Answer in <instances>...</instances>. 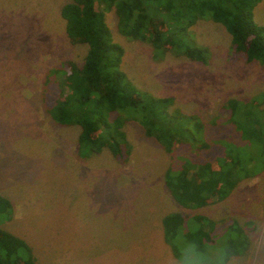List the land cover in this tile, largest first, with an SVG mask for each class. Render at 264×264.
<instances>
[{"label": "rangeland", "instance_id": "1", "mask_svg": "<svg viewBox=\"0 0 264 264\" xmlns=\"http://www.w3.org/2000/svg\"><path fill=\"white\" fill-rule=\"evenodd\" d=\"M70 1L0 0V196L11 204L0 227L31 247L36 264H264L260 166L247 167L224 200L187 209L164 184L169 154L139 123H124L130 153L119 162L106 148L82 158L80 128L50 118L44 101L50 104L56 97L52 78L44 86L45 75L67 59L81 64L87 52L86 44H71L66 34L60 10ZM102 8L114 41L123 48L120 68L128 81L152 95L172 96L170 109L220 124L207 125L198 136L222 152L217 141L233 132L226 101H247L264 92L258 65L228 61L230 34L203 19L178 34L176 47L207 49L206 64L169 52L154 56L150 43L117 31L113 7L102 3ZM253 16L264 26V0ZM191 130L186 126L188 134ZM196 153L179 150L191 158L207 156ZM172 212L206 217L212 231L206 250L197 251L184 239V227L174 241L178 260L173 258L162 236V218Z\"/></svg>", "mask_w": 264, "mask_h": 264}, {"label": "trees", "instance_id": "2", "mask_svg": "<svg viewBox=\"0 0 264 264\" xmlns=\"http://www.w3.org/2000/svg\"><path fill=\"white\" fill-rule=\"evenodd\" d=\"M260 1L71 0L65 3L60 14L65 19L69 42L86 44L87 52L81 64L67 59L47 72L43 84L52 78L56 98L50 104L44 101L45 111L60 126L80 128L77 149L82 158L106 148L119 162L126 160L130 144L123 126L127 121H135L169 154L164 184L180 207L199 209L224 200L247 167L260 166L264 170V109L260 105L264 93L247 101L236 98L226 101L227 120L233 132L217 141L223 151H214L211 143L198 135L207 125L219 127L220 124L216 121L206 124L196 115L170 109L172 96L152 95L128 81L120 68L123 48L114 41L101 5L113 7L116 29L122 36L150 43L154 56L159 51L169 52L206 64L207 49L188 45L178 49L176 44L178 34L197 20H212L231 36L228 61L246 64L256 61L264 70V26L253 18V10ZM98 3L102 11L98 10ZM54 74L56 77H51ZM186 126L192 128L190 134ZM183 147L197 153L204 151L207 156L191 158L179 154ZM10 214V202L0 196V225ZM205 220L202 214L172 212L163 216L162 236L174 259L178 253L174 241L184 227V239L193 243L197 251L206 250L212 231L204 224ZM0 264H36L31 247L2 227Z\"/></svg>", "mask_w": 264, "mask_h": 264}, {"label": "crops", "instance_id": "3", "mask_svg": "<svg viewBox=\"0 0 264 264\" xmlns=\"http://www.w3.org/2000/svg\"><path fill=\"white\" fill-rule=\"evenodd\" d=\"M249 65H258V67H259V69H260V73L262 74V75H264V70L262 69V67H261V65L258 63V62H252V63H250ZM254 67H256V66H254ZM255 81V78L253 79V77H252V82H254ZM264 92H262V94H263ZM261 94V93H260ZM236 99H238V98H236ZM264 100V99H263ZM262 100V101H263ZM262 101L260 102V105H261V107L264 109V104L262 103Z\"/></svg>", "mask_w": 264, "mask_h": 264}]
</instances>
